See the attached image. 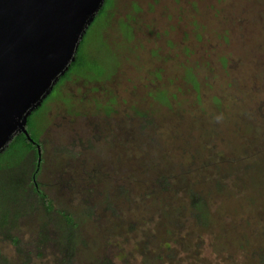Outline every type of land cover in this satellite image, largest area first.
I'll return each mask as SVG.
<instances>
[{
    "label": "rangeland",
    "instance_id": "1",
    "mask_svg": "<svg viewBox=\"0 0 264 264\" xmlns=\"http://www.w3.org/2000/svg\"><path fill=\"white\" fill-rule=\"evenodd\" d=\"M75 55L26 122L36 179L79 221L73 264H264V0H105ZM8 143L27 171L34 148Z\"/></svg>",
    "mask_w": 264,
    "mask_h": 264
},
{
    "label": "water",
    "instance_id": "2",
    "mask_svg": "<svg viewBox=\"0 0 264 264\" xmlns=\"http://www.w3.org/2000/svg\"><path fill=\"white\" fill-rule=\"evenodd\" d=\"M103 1L0 0V151L18 131L34 141L27 117L74 60Z\"/></svg>",
    "mask_w": 264,
    "mask_h": 264
},
{
    "label": "trees",
    "instance_id": "3",
    "mask_svg": "<svg viewBox=\"0 0 264 264\" xmlns=\"http://www.w3.org/2000/svg\"><path fill=\"white\" fill-rule=\"evenodd\" d=\"M73 61L70 62L66 71ZM15 134L22 136L34 148L35 159L28 162L27 171L22 169L20 160L14 163L16 168L18 166L21 169L10 171L7 165L1 163L9 143L0 151V240L12 243L16 253V258L13 259L0 247V264H31L33 254L42 255L47 247H51L54 253V264H73L77 241L80 237L77 215L66 205H56L36 179L38 169L34 163H36L38 153L37 141L31 135L35 142L28 139L22 131ZM190 198L195 209L194 214L199 220H206L205 198L194 189L190 191ZM36 213L40 216L37 233L34 237L24 240L18 233L21 221ZM95 264L114 263L110 258H104L97 259Z\"/></svg>",
    "mask_w": 264,
    "mask_h": 264
}]
</instances>
